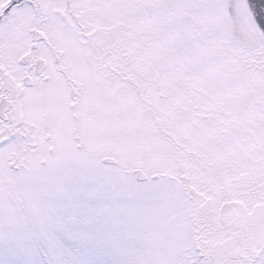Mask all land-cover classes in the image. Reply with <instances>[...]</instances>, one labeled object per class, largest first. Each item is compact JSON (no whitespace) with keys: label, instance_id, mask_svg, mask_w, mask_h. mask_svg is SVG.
<instances>
[{"label":"snow or ice","instance_id":"1","mask_svg":"<svg viewBox=\"0 0 264 264\" xmlns=\"http://www.w3.org/2000/svg\"><path fill=\"white\" fill-rule=\"evenodd\" d=\"M0 264H264V0H0Z\"/></svg>","mask_w":264,"mask_h":264}]
</instances>
